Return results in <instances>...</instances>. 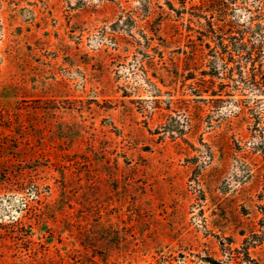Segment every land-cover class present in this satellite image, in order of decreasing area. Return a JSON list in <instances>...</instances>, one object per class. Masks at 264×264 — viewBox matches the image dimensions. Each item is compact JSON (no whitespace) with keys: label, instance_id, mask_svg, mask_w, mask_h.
Masks as SVG:
<instances>
[{"label":"rangeland","instance_id":"374dc122","mask_svg":"<svg viewBox=\"0 0 264 264\" xmlns=\"http://www.w3.org/2000/svg\"><path fill=\"white\" fill-rule=\"evenodd\" d=\"M0 264H264V0H0Z\"/></svg>","mask_w":264,"mask_h":264},{"label":"trees","instance_id":"16d2710c","mask_svg":"<svg viewBox=\"0 0 264 264\" xmlns=\"http://www.w3.org/2000/svg\"><path fill=\"white\" fill-rule=\"evenodd\" d=\"M231 2L234 1V0H230ZM260 27V26H259ZM244 47H246V45H244ZM242 48H238V50H240ZM230 54H232V52L230 51ZM241 55V54H240ZM244 56H246L248 59H250V52L246 51V54H244ZM243 55H241V57H244ZM259 91H260V87L258 88ZM262 91V90H261ZM263 222V220H262Z\"/></svg>","mask_w":264,"mask_h":264}]
</instances>
